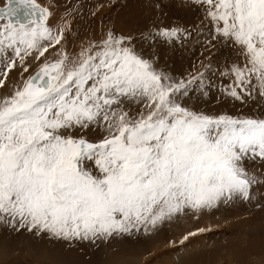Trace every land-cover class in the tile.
Returning <instances> with one entry per match:
<instances>
[{
    "label": "snow or ice",
    "instance_id": "6c2138e0",
    "mask_svg": "<svg viewBox=\"0 0 264 264\" xmlns=\"http://www.w3.org/2000/svg\"><path fill=\"white\" fill-rule=\"evenodd\" d=\"M187 2L208 22L196 30L200 43L230 42L243 58L228 67L226 95L259 114L189 106L194 85L206 93L211 64L177 78L114 30L70 54L67 24L51 25L52 5L0 0V224L95 244L264 199V0ZM154 10L162 12V0ZM158 34L183 45L193 32L173 24Z\"/></svg>",
    "mask_w": 264,
    "mask_h": 264
},
{
    "label": "rangeland",
    "instance_id": "374dc122",
    "mask_svg": "<svg viewBox=\"0 0 264 264\" xmlns=\"http://www.w3.org/2000/svg\"><path fill=\"white\" fill-rule=\"evenodd\" d=\"M37 2L42 6H53L54 18L51 21L53 27L58 25L55 12L57 17L62 19L59 24H67L69 30L63 46L70 54L78 52L90 43H99L109 30H114L117 35H131L136 38L137 49L142 50L145 57H148L149 51L151 54L153 51L156 55L158 52L159 60L167 61V67H173L172 72L176 71L169 74L177 78L181 76L187 78L189 73L194 74L193 66L203 71L201 64H211L212 70L205 73L206 93L202 94V90L196 85L190 90L188 104L197 111L213 116L259 114V108L251 102L248 105H242L226 95V88L234 79L227 74L228 67L232 63L242 65L244 61L239 51L230 42L219 41L210 48L200 43L203 37L196 30L205 28L206 32L208 22L199 6L188 3L187 0H162V12H156L154 10L156 0H79L77 2L74 0H37ZM89 2L90 4H86ZM181 2H183V7H180ZM72 5L75 6V16L70 14ZM76 7H80L79 13ZM85 7H90L91 13L94 14V25L90 29H86V22L82 23L93 19L88 15L82 16ZM120 12L123 14L118 17L117 14L120 15ZM173 24L194 31L183 45L179 42L171 43L158 34L159 27ZM95 26L101 27L102 30H98ZM126 26L131 32L125 31ZM89 30L92 32H88ZM148 33L152 35L144 40L143 37ZM55 55L50 52L48 59L52 60ZM169 61L171 65H168ZM30 67L31 73H34L37 70L36 62L30 63ZM167 67L158 65L157 69L167 72ZM257 163L260 164L259 161ZM256 170L259 171V168ZM263 191L264 189L258 190L261 195H264ZM205 213L210 215L205 218L207 224L203 221L202 226H195L202 220ZM193 214L192 212L186 214L187 232L183 227L176 226L179 228L175 232L171 230L168 233L164 223L159 225L150 234L152 249L146 245L144 238L148 235L143 230L132 235L114 236L109 240L114 243L120 241L123 243L103 246L102 241H97L95 244H68L50 239L47 235L38 237L26 230L17 232L0 224V264H43L44 260V264H59L60 262V264H137L138 261H140L139 264H191L194 257L198 258L199 262L201 260L208 262L209 259H213V264H237L234 252L238 249L243 250V248L247 251L245 253L247 264H264V199L251 203L237 200L228 206L205 211L204 214L195 213L192 217ZM200 228L206 231L197 232ZM179 229L182 230L178 231ZM189 232H197V234L189 236L183 244L178 243L179 239ZM165 236L168 239L172 237L176 243L172 242L170 246L161 248L163 241L166 240ZM136 249L139 250L140 259ZM211 251L213 252L210 256H203ZM153 252H158L155 257H153ZM56 255L60 257L57 258ZM41 260H43L42 263Z\"/></svg>",
    "mask_w": 264,
    "mask_h": 264
},
{
    "label": "bare ground",
    "instance_id": "6f19581e",
    "mask_svg": "<svg viewBox=\"0 0 264 264\" xmlns=\"http://www.w3.org/2000/svg\"><path fill=\"white\" fill-rule=\"evenodd\" d=\"M74 1H79V0H74ZM102 2V1H101ZM86 4H90V2L89 3H86ZM180 4V3H179ZM52 10H53V12H54V8H52ZM79 10H80V7H76V11H78L77 13H79ZM75 11V6L74 5H72L71 7H70V14L71 15H73V16H75L76 15V13L74 12ZM94 11V10H93ZM134 11V10H133ZM75 13V14H74ZM94 13H95V11H94ZM121 14L120 15H118L117 14V16L118 17H120L123 13L122 12H120ZM79 15V14H78ZM86 15H88V16H90V17H92L93 19H91L90 21H83L82 23H84V22H86V24H87V26H86V29H90V27H92V25H94V14L93 13H91V8L90 7H85L84 8V13L82 14V16L84 17V16H86ZM77 17V16H76ZM202 17V16H201ZM55 19H57L58 21V24H59V21L60 20H62V19H60V18H58L57 17V14H56V12H55ZM125 23V22H124ZM123 24V23H122ZM130 25H134V24H132V23H129ZM125 25V24H124ZM198 27V26H197ZM95 28H97L98 30H102L101 29V27H99V26H95ZM108 28V27H107ZM127 28V29H126ZM126 28H125V31H127V32H131L130 30H129V27H127L126 26ZM92 29V28H91ZM194 29V28H193ZM205 29V28H204ZM105 31V30H104ZM88 32H92V30H89ZM194 32V31H193ZM197 33V32H196ZM198 34V33H197ZM199 35V34H198ZM152 53H153V51H152ZM151 53H150V51L148 52V56L150 55ZM146 55V56H147ZM157 55H159V53L157 52ZM169 55V54H168ZM173 57V56H172ZM177 57V56H176ZM182 59V58H181ZM187 59V58H186ZM185 59V60H186ZM165 60V59H164ZM175 60V59H174ZM184 60V61H185ZM184 61H181V63H184ZM33 62V60H31V59H29L28 60V64H29V66H30V63H32ZM35 62V61H34ZM167 61H161V60H158V64H157V66L159 65V66H166L167 67V63H166ZM170 62V61H169ZM159 63H161V64H159ZM172 63H173V61H172ZM186 63H187V60H186ZM188 64V63H187ZM168 65H171V62L170 63H168ZM173 66H175V64L173 65ZM31 68V67H30ZM165 69V68H164ZM172 69H173V67H167V69H166V71H167V73H175L176 71H174V72H172ZM31 70V69H30ZM20 69H17V70H15V71H13L12 72V78L14 79V80H18L19 78H20ZM25 75H27V74H25ZM210 78V77H209ZM212 79H214V78H212ZM211 82V81H210ZM206 84V83H205ZM209 85V84H208ZM207 86V85H206ZM208 88H210L211 89V87H208ZM214 91V90H213ZM209 95H210V93H209ZM191 98H193V97H191ZM210 98V97H209ZM210 100V99H209ZM212 100V99H211ZM191 102V101H190ZM193 102V101H192ZM195 102V101H194ZM205 102H206V100H205ZM210 102V101H209ZM212 103V102H211ZM216 103V102H215ZM193 104V103H192ZM217 104V103H216ZM219 104V103H218ZM211 105V104H210ZM205 106V105H204ZM202 108H204L203 106H202ZM207 108V107H206ZM264 192V191H263ZM194 225V224H193ZM2 226V225H1ZM181 227V226H180ZM179 228V227H178ZM263 232V231H262ZM156 238V237H155ZM29 239V238H28ZM34 238H32V240H33ZM24 240V239H23ZM31 240V241H32ZM28 241H30V240H28ZM30 241V242H31ZM34 241V240H33ZM157 241H159V239H157ZM35 243H37V241L35 242ZM17 245V244H16ZM29 245V244H28ZM37 245V244H36ZM27 246V245H26ZM25 246V247H26ZM64 246V245H63ZM8 248V247H7ZM22 248V247H21ZM32 248H34V247H32ZM37 248H38V246H37ZM40 248H41V246H40ZM71 248V247H70ZM6 249V248H5ZM25 249V248H24ZM28 249H30V247H28ZM27 249V250H28ZM42 249V248H41ZM237 249V248H236ZM4 250V249H3ZM8 250V249H7ZM30 250H32V249H30ZM264 250V249H263ZM10 252V251H9ZM39 252V251H38ZM43 252H45V251H43ZM213 251H211L209 254H204L203 256H210L211 255V253H212ZM247 251H244V248H243V250H235V254H234V258H235V260H237V264H247V261H246V255H245V253H246ZM40 253V252H39ZM38 253V254H39ZM7 254V253H6ZM30 254V253H29ZM203 254V253H202ZM214 254H215V252H214ZM40 255V254H39ZM55 255V254H54ZM41 256V255H40ZM53 256V255H52ZM57 256V255H56ZM2 257V256H1ZM4 257V256H3ZM51 257V256H50ZM60 257V256H59ZM58 256H57V258H59ZM12 258V257H11ZM8 259V258H7ZM65 259V258H64ZM119 259V258H118ZM194 260H192L191 261V264H193V263H196V264H213V259H209L208 260V262L207 261H203V260H201L200 262L198 261L199 259L198 258H193ZM16 260V259H15ZM6 261V260H5ZM39 261V260H38ZM42 261L43 260H41V263H42ZM70 261V260H69ZM216 261V260H215ZM51 262H52V259H51ZM64 262V261H63ZM102 262V261H101ZM218 262V261H217ZM17 263V262H16ZM45 263V260H44V262H43V264ZM61 263V262H60ZM59 263V264H60ZM215 263V262H214ZM233 263V262H232ZM63 264V263H62ZM67 264V263H66ZM107 264V263H106ZM110 264V263H109Z\"/></svg>",
    "mask_w": 264,
    "mask_h": 264
},
{
    "label": "crops",
    "instance_id": "0c3cea01",
    "mask_svg": "<svg viewBox=\"0 0 264 264\" xmlns=\"http://www.w3.org/2000/svg\"><path fill=\"white\" fill-rule=\"evenodd\" d=\"M201 50H203V48H202V46H201ZM257 166H259L258 165V163H257ZM258 168V167H257ZM203 214H204V212H203ZM195 216V213L192 215V217H194ZM208 216H210L209 214H207V213H205L204 215H203V217H202V220L201 221H199L195 226H202L203 225V221H205L206 222V224H207V221L205 220V218L206 217H208ZM163 225H165V228L168 230L167 232L169 233L171 230H172V232H175L176 230H177V228L178 227H176V226H181V227H183L184 228V230H185V232H187V229H186V227H187V215H183V216H179V217H177L176 218V220H171V221H165L164 222V224ZM194 226V227H195ZM176 227V228H175ZM182 229H179L178 231H181ZM152 232H154V231H151V232H149V233H147V235L148 236H146L145 238H144V240L146 241V245H149V248L150 249H152V245L150 244L151 243V241H150V234H152ZM186 234V233H185ZM166 237V240H164L163 241V244H162V247L161 248H166V247H168V246H170V243H172V242H175L174 241V239L171 237V238H167V236H165ZM110 239V238H109ZM109 239H107V240H104V241H102V245L103 246H105V245H108V244H122L123 242H118V243H114L113 241H111V240H109ZM181 240V238L179 239V241ZM179 241H178V243H179ZM176 243V242H175ZM165 245V246H164ZM131 246V245H130ZM132 247V246H131ZM137 250V249H136ZM136 252H138V258L140 259V254H139V250H137ZM158 252H153V257H155V255L157 254ZM139 262L140 261H138V263L137 264H139Z\"/></svg>",
    "mask_w": 264,
    "mask_h": 264
}]
</instances>
